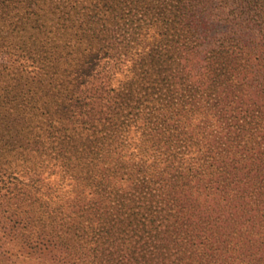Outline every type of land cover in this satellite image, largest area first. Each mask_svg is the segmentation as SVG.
<instances>
[{
    "label": "trees",
    "instance_id": "trees-1",
    "mask_svg": "<svg viewBox=\"0 0 264 264\" xmlns=\"http://www.w3.org/2000/svg\"><path fill=\"white\" fill-rule=\"evenodd\" d=\"M82 9L59 114L0 169V237L21 264H264V0Z\"/></svg>",
    "mask_w": 264,
    "mask_h": 264
},
{
    "label": "rangeland",
    "instance_id": "rangeland-1",
    "mask_svg": "<svg viewBox=\"0 0 264 264\" xmlns=\"http://www.w3.org/2000/svg\"><path fill=\"white\" fill-rule=\"evenodd\" d=\"M103 1L0 0V169H5L7 174L12 170L9 163L15 166L17 153H22L21 145L25 146L26 138L42 136L47 114L51 117L59 114L54 102L62 86L61 79L66 76V72H62L65 68L63 56L72 49L69 43L77 35L73 26L78 19H83L86 14L83 12L88 11L82 6ZM129 17L114 27L116 40L133 36L141 25L140 21ZM127 19L131 23L123 28ZM82 162L83 166L87 164ZM16 164L22 166L23 162L19 160ZM58 165H44L39 178L54 182L55 178L70 177L71 173L61 170ZM16 174L25 181L26 178H35L23 172L16 171ZM65 192L74 194L72 189ZM2 194L5 191L2 190L0 197ZM9 210L4 205L0 212L7 214ZM17 251L18 244L0 237V264H21L22 257L15 256ZM43 261L35 259L33 264L46 263Z\"/></svg>",
    "mask_w": 264,
    "mask_h": 264
}]
</instances>
